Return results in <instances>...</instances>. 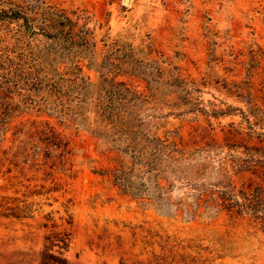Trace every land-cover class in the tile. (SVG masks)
Wrapping results in <instances>:
<instances>
[{"label":"rangeland","instance_id":"rangeland-1","mask_svg":"<svg viewBox=\"0 0 264 264\" xmlns=\"http://www.w3.org/2000/svg\"><path fill=\"white\" fill-rule=\"evenodd\" d=\"M39 1L75 23L77 47L13 16L36 0H0V264H264V221L195 207L264 189L247 162L263 159L264 0ZM104 81L140 96L121 103L141 133L192 154L191 173L157 182L161 203L154 175L93 133Z\"/></svg>","mask_w":264,"mask_h":264},{"label":"trees","instance_id":"trees-1","mask_svg":"<svg viewBox=\"0 0 264 264\" xmlns=\"http://www.w3.org/2000/svg\"><path fill=\"white\" fill-rule=\"evenodd\" d=\"M26 5L17 6L16 10L12 11L13 16L22 19L25 23L28 21L34 24L39 23L37 25L38 30L45 34L46 37L61 39L63 44L69 47H77L75 42L76 36L74 34L75 23H72L64 12L54 7L43 6L39 0H36L33 6L26 7ZM83 40L82 43L84 45L89 44L88 40ZM104 82L110 87V90H104L107 94L108 103L104 105L98 102L95 105V115L98 117L104 131H93V133L98 136H105L114 144L118 143L119 146L116 147L118 151L133 158L135 164H142L145 169L143 171L144 174L154 175L155 185L152 196L161 203L165 192L164 188L157 182L160 179L168 181L169 177H166L165 173L176 177H184V173H187L189 169L191 173V168L194 165L188 166L185 163L192 154L186 156L187 150L183 147H178L174 141L170 142L168 139L161 140L156 136L150 137L146 133H141L138 130V126L131 120V115L126 113L125 107L121 103L126 96L133 97L135 101L139 100L140 96L133 93L124 83ZM113 99L119 100L117 106L114 104L115 101ZM53 140H56V143H52V146L57 149L62 148V153L64 154L68 153L65 151L67 143L63 144L56 136L53 137ZM259 144L261 146L255 147L253 151L259 155V158L263 159H254L253 155H250L247 162L254 166L260 164L261 169L264 170V139L259 138ZM109 174H111L113 182L124 191L130 192L132 195L142 194L139 193L138 189H134L131 186L130 177L127 172L115 169L112 173L109 172ZM239 195L240 200L236 198L234 189H229L222 191L214 200L210 198L201 200L199 198V201L195 203V207L196 209L199 208L200 201L204 204L212 201V205L219 207V209L233 212L236 215L246 213L255 220L264 221V189L258 185L253 189L249 188L248 192H242ZM40 264H67V262L59 256L42 253Z\"/></svg>","mask_w":264,"mask_h":264},{"label":"bare ground","instance_id":"bare-ground-1","mask_svg":"<svg viewBox=\"0 0 264 264\" xmlns=\"http://www.w3.org/2000/svg\"><path fill=\"white\" fill-rule=\"evenodd\" d=\"M128 2V1H127Z\"/></svg>","mask_w":264,"mask_h":264}]
</instances>
